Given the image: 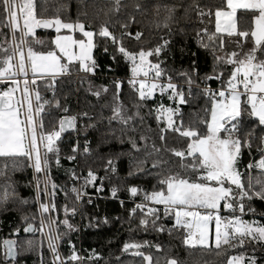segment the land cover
Here are the masks:
<instances>
[{"label": "snow or ice", "instance_id": "6c2138e0", "mask_svg": "<svg viewBox=\"0 0 264 264\" xmlns=\"http://www.w3.org/2000/svg\"><path fill=\"white\" fill-rule=\"evenodd\" d=\"M48 3L49 0H40L44 7L38 12L37 0H0V34L9 45L0 44V211L20 209V220L27 225L23 232H39L46 239L48 264H95L103 259L95 249L82 257L69 239L70 254L62 256L60 241L79 231L71 218L78 213L84 218L86 198L92 204L89 186L99 193L104 191L105 181L111 183L113 177L120 180L116 164L127 156L128 177L148 175L156 180L150 192L138 186L126 188L130 197L143 196L128 211L129 224L139 215L136 227L145 232L151 228L172 235L174 230H183L185 246H200L207 252L215 251L217 256L221 250H240L238 255L229 256L227 264H262L264 223L244 217L257 214L252 206L255 201L264 202V0H218L214 5L207 0L157 3L149 35L143 29L132 31L141 23L136 14L144 15L148 0L143 5L139 0H109L111 7L95 31L86 30L92 25L79 18L74 22L62 19L60 13L67 10L66 2L59 3L55 15L47 17ZM83 3L77 0L78 6ZM213 16L214 31H210L205 18L211 23ZM246 17L254 23L250 30L238 26ZM196 24L201 27L196 28ZM50 28L56 32L51 41L37 36V29ZM189 28L195 31L198 51L187 53L191 59L187 68L177 69L170 66L176 57V38L183 40ZM62 30L68 34H61ZM153 30H163L166 36L154 40ZM77 32L81 38L75 36ZM98 47L110 55L113 63L122 60L129 75L98 77L101 66L94 55ZM187 47L184 43L179 48L181 56ZM199 51L211 59L210 71L203 74L197 63ZM228 68L231 70L226 71ZM107 71L115 69L109 66ZM96 79L110 82L97 84ZM212 81L220 87L213 89ZM125 83L130 89L127 99L123 98ZM68 86L70 90L64 92ZM81 89L95 99V104L87 103L98 112L69 114L71 109L62 100L67 101L72 92L79 93ZM165 97L172 103L166 105ZM201 98L206 102L204 115L191 113L196 119L186 125L181 105ZM53 110L63 114L58 120H49L51 130H46L44 117H53ZM105 111L110 115L105 116ZM149 119L155 120L156 129L147 123ZM104 124L107 129L101 131ZM88 130L98 133L95 148L86 138ZM81 132L85 133L82 152ZM65 133L77 134L63 156L77 162L76 167L65 170L71 187L58 184L52 175L53 168L62 167L60 144ZM169 133L178 134L174 138L183 139L186 147H168ZM114 143L120 148L127 144L128 150L113 151ZM254 144L259 158L253 157L241 170L243 150L247 149L251 156ZM104 148L109 151L103 152ZM139 153H143L142 159L134 155ZM78 157L83 160L78 161ZM150 159L151 167L146 168ZM92 164L101 167L94 168ZM26 169L32 171L26 185L34 192L31 197L20 193L14 178ZM100 171L104 176L99 175ZM110 191L117 198L121 188L113 184ZM59 193L64 196L62 205L57 204ZM124 203L120 200L121 206ZM31 205H38L36 212L24 214ZM222 208L230 216H222ZM260 215L264 220V213ZM173 216L174 224L166 228L162 218ZM88 221L85 227L89 228L110 223L107 216L89 217ZM20 231L17 227L13 234L19 235ZM152 247L157 252L163 250L161 244L143 241L125 242L120 251L140 258L143 264H160L158 257L142 250ZM31 252L44 264L43 240L29 239L19 244L5 239L0 264H18V258ZM115 259L120 261V256ZM166 264L180 261L170 258Z\"/></svg>", "mask_w": 264, "mask_h": 264}, {"label": "trees", "instance_id": "16d2710c", "mask_svg": "<svg viewBox=\"0 0 264 264\" xmlns=\"http://www.w3.org/2000/svg\"><path fill=\"white\" fill-rule=\"evenodd\" d=\"M61 2H66L68 4V8L66 11H61V18L64 19L66 22H74L79 18L81 21L85 22L87 24H91L92 28L86 30H93L95 31L99 24L103 22L105 19L104 12H106L110 7L111 4L109 3V0H84V3L82 5L77 4V0H49L48 3V12L45 14L47 17H52L55 15L56 9L58 7V4ZM129 3L132 2V0H128ZM139 2L143 5L145 3V0H139ZM172 0H148V7L146 12L143 16L141 14L137 13V19L141 21L140 24L135 26L132 31L143 29L145 31L146 35H149V22L154 18V5L159 4H165V3H171ZM218 2V0H207V3L209 5H214ZM38 8L37 11L40 12L44 5L40 4V0H37ZM130 10V9H129ZM84 13H87L85 16ZM164 13L161 12V15ZM240 12L238 10V16ZM214 16L211 18V23H209L208 18H205V24L209 27L210 31H214ZM238 26L241 27V29H251L254 27V23L252 18L246 17L243 21H240ZM196 28L201 27V25L196 24ZM111 30V29H110ZM4 32L7 33V29H4ZM36 34L38 37L44 39L45 41H51L56 36V32L54 29L52 30H44V29H37ZM152 37L158 38L161 35H165L166 33L161 30L159 32L152 31L151 32ZM76 37H81L80 33H75ZM19 37V33H17V38ZM167 38V37H166ZM9 37V41H10ZM177 43L175 45L177 51H176V57L174 64H171L170 66H173L177 69L181 68H187L188 65L191 62L190 56L187 53L191 52H197V41L195 39V31L193 28L188 29V36L184 37L183 40H180V38H176ZM187 44V48L185 49V55L181 56L179 52V48L183 46V44ZM0 44L4 46H9L5 43L4 35L0 34ZM54 47V45H52ZM130 50L131 46L129 45ZM37 50H47L45 49H39L37 47ZM231 50V49H229ZM112 49H109V53H111ZM94 55L98 59V62L101 66V71L97 73L98 77L101 76H107L109 78L113 76H121L126 77L129 75L128 67L125 65V63L122 60H119L118 63H113V61L110 58L109 54H104L103 49L101 47H98L94 50ZM197 63L199 65V69L201 74L210 71V64L211 59L210 57L206 56V54L203 51H199L198 54V60ZM111 66L113 69H115L114 72H108L107 68ZM231 69L228 68L226 71H230ZM75 78V77H73ZM227 78V77H225ZM95 83H109V80H102V79H96L94 81ZM211 85H217L218 82L212 81L210 82ZM71 86L65 87L64 92H68L70 90ZM86 87V85H85ZM130 93V89L128 85L125 83L123 86V98L127 99L128 95ZM50 95V94H49ZM79 101V104L77 103ZM88 101H91V103L95 104L96 101L93 97L88 96L83 89L79 91V93L72 92L67 101L62 100V104L69 106L71 109V112L69 114L84 111L87 110L90 112V114H94L99 111L98 108L91 109L88 107ZM156 102H160V97L157 94L156 96ZM164 103H168L167 98H164ZM205 100L203 98L199 99L198 101H193L190 103V105H182V112L184 113L185 118V124L187 125L189 121L195 120L196 117L190 115L191 113L198 112L200 116L202 117L204 115L203 109L205 107ZM154 107L155 105H150ZM62 112L53 110V117L45 116V128L46 130H51V125L49 124V120L55 118L58 120V118L62 115ZM105 116L110 115L108 111L104 112ZM81 123L86 124L88 121H82ZM148 124L151 125L153 129L157 128L156 122L154 119H149L147 121ZM113 127L118 128V125H113ZM101 131H105L107 129V125H101L100 126ZM119 134V133H117ZM98 133L94 130H88L86 134V138L92 141V147L95 148L96 145V139H97ZM178 136V134L169 133L168 134V147H174V148H185L186 144L183 139H175L174 137ZM77 139L76 133H65L63 134V143L60 144L61 147V164L62 167L59 169L53 168V178L56 180L58 184H67L69 187L72 185V181L68 179L66 175V169L74 168L77 166V162H69L66 159H63V156L68 153L69 148L72 143H75ZM79 139L81 143V152L83 151L82 145L85 139V133L81 132L79 134ZM159 141L157 140V144L159 145ZM128 145L125 144L123 148H120L117 144L112 145L113 151H127ZM109 151L108 148H104L103 152L107 153ZM252 154L256 155V159H258V154L256 152V145H253ZM137 156L138 159L143 158V153L134 154ZM165 158H168L165 156ZM93 158H89V162L91 163V160ZM83 160V157H78V161ZM129 158L127 156L120 158L119 161H117V169H118V175L120 177V180H116L115 177H113L112 182L109 183L108 181H105L104 183V191H102V198L99 199H92V204L87 203V198L85 199V202L83 204L82 212L84 214V218L82 219L81 214L78 213L74 218H71V223H73L75 226L78 227L79 231L71 233L70 237H65L60 241V252L62 256H68L70 254V246H69V239L71 240L72 244L78 245L81 244L83 252L85 254V257H87L93 249H95L96 252L100 253L103 259H101L98 262H95V264H105L107 261V264H143L140 258L133 257L130 253L122 254L120 249L122 248L123 244L125 242H143V241H149L151 244H161L162 251L157 252L154 247L152 248H145L142 249L143 251L151 252L154 258L160 259V264H166V261L170 258H175L178 261H180V264H227V259L229 256L232 255H238L240 250H231L224 252L222 251V254L220 256H217L215 251L213 252H207L200 248V246H196L194 248L185 246L183 244V230H174L172 235H169L167 231L164 233H157L155 231H152L151 228L147 232L143 231L142 229L137 228L139 215L132 220L131 224L128 223V211L134 207V203L131 201H128V199L133 200H142L143 196L139 197H130V194L126 191V188L128 186H138L139 188L145 190V191H152L153 185L156 184V180L148 175H137L128 177V171H129ZM251 160V156L248 153L247 149L243 150V159L240 164V169L243 170L245 165H247ZM146 168L151 167V159L148 161L146 165H144ZM92 167L99 168L101 165L99 164H92ZM80 169H78V172ZM84 174L87 172V168H83ZM156 171V170H153ZM100 176H104V172H99ZM15 180L18 183L19 191L24 197H31L34 195V192L31 188L26 187L29 180L32 178V171L31 169H26L23 172H17L15 174ZM115 184L118 187L121 188V191L118 193L117 198H113L111 196V187ZM99 184L97 183V187ZM88 193H95V190L89 186ZM120 200H126L124 205L121 206ZM65 203L63 193H59L57 196V204L62 205ZM255 207L258 211L264 212V202L261 201H255L252 205ZM38 205H31L30 207L24 209V214H31L35 213L37 210ZM161 207L162 211V206ZM21 211L18 207H10L9 210L0 211V255H2L3 252V241L5 239H13L17 240L19 244H23L26 240L33 239L36 241L43 240V247H44V264H48V261L50 259V253L47 251V241L46 239L42 238L39 234V232L35 234H26L23 232V228L27 225L23 224L20 220ZM107 216L110 223L108 225H101L99 228L96 227H85V225L88 224V218L89 217H99L103 218ZM115 217H120L119 220L114 219ZM60 218L63 219V213H60ZM247 220H253L252 218H246ZM39 217L37 216V223L36 227L39 228L38 223ZM174 216L170 219L168 218H162V222L168 227H172L174 224ZM264 223V220L261 222ZM19 227L21 229L19 235H15L14 229ZM134 229V231L129 232V228ZM61 231L63 232L64 229L61 228ZM117 256H120V261H117L115 258ZM18 264H40L39 258L35 252L31 253H24L20 258H18ZM87 264V261L85 262ZM262 264H264V261H262Z\"/></svg>", "mask_w": 264, "mask_h": 264}, {"label": "built area", "instance_id": "2783aa9c", "mask_svg": "<svg viewBox=\"0 0 264 264\" xmlns=\"http://www.w3.org/2000/svg\"><path fill=\"white\" fill-rule=\"evenodd\" d=\"M116 77H121V76H116ZM127 77V76H126ZM121 78H124V77H121ZM201 87H203V85H201ZM211 87L213 88V89H217V88H219L220 87V85H219V83L217 84V85H211ZM158 95H159V93H158ZM165 98H167V97H165ZM172 102L171 101H168V103H165V104H171ZM181 108H182V105H181ZM182 111V110H181ZM253 157H256V155L255 154H252L251 155V160H252V158ZM89 194V196L93 199H99V198H102V192H99V193H97V192H95V193H93V194H91V193H88ZM123 201H126V200H123ZM128 201H131V202H133V203H139V202H141L142 200H133V199H128ZM150 206H152V205H150ZM261 213H264V212H262V211H258L257 210V214L255 215V216H253V215H251V214H248V215H246L245 217H244V219H246V218H252V219H255V220H260L261 222L263 221L262 219H261ZM220 214L222 215V216H225V217H228V216H230V213L227 211V210H224L223 208L221 209V211H220ZM75 245V244H74ZM75 247H76V251H77V253L80 255V256H82V257H85V254H84V252H83V249H82V246H81V244H78V245H75ZM59 251H60V249H59ZM61 253V252H60Z\"/></svg>", "mask_w": 264, "mask_h": 264}, {"label": "crops", "instance_id": "0c3cea01", "mask_svg": "<svg viewBox=\"0 0 264 264\" xmlns=\"http://www.w3.org/2000/svg\"><path fill=\"white\" fill-rule=\"evenodd\" d=\"M62 33H63V34H64V33L68 34V33H67V30H62ZM78 33H79V32H78Z\"/></svg>", "mask_w": 264, "mask_h": 264}, {"label": "water", "instance_id": "95a60500", "mask_svg": "<svg viewBox=\"0 0 264 264\" xmlns=\"http://www.w3.org/2000/svg\"><path fill=\"white\" fill-rule=\"evenodd\" d=\"M52 29H54V28H50V29H44V30H52ZM26 234H30V233H26ZM11 240H13V239H11Z\"/></svg>", "mask_w": 264, "mask_h": 264}, {"label": "rangeland", "instance_id": "374dc122", "mask_svg": "<svg viewBox=\"0 0 264 264\" xmlns=\"http://www.w3.org/2000/svg\"><path fill=\"white\" fill-rule=\"evenodd\" d=\"M61 34H63L62 32H61ZM64 34H66V33H64ZM78 38V37H77ZM79 38H81V37H79ZM158 94V93H157ZM166 105H168V104H166ZM211 242V241H210Z\"/></svg>", "mask_w": 264, "mask_h": 264}]
</instances>
